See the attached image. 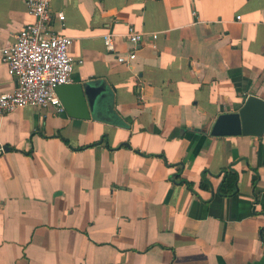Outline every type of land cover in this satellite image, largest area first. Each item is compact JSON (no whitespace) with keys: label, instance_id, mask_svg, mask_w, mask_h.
Here are the masks:
<instances>
[{"label":"crops","instance_id":"crops-1","mask_svg":"<svg viewBox=\"0 0 264 264\" xmlns=\"http://www.w3.org/2000/svg\"><path fill=\"white\" fill-rule=\"evenodd\" d=\"M50 3L88 118L0 116V264H264V132L209 135L264 101V0ZM33 21L25 0H0V94L16 87L2 49ZM129 29L145 34L135 47ZM228 166L237 193L221 197Z\"/></svg>","mask_w":264,"mask_h":264},{"label":"built area","instance_id":"built-area-1","mask_svg":"<svg viewBox=\"0 0 264 264\" xmlns=\"http://www.w3.org/2000/svg\"><path fill=\"white\" fill-rule=\"evenodd\" d=\"M51 1L25 0L34 21L24 26L15 41L2 49V61L8 74L15 79L16 87L11 92L0 94V116L26 106L54 107L58 112L64 111L55 89L71 83L76 62L68 54L70 38L49 32L53 17L60 22L64 20L61 12L51 13ZM150 35L153 39L157 36ZM102 36L106 50L113 52L112 34ZM124 37L135 47L145 34L129 29ZM134 57L132 52L127 58L117 57V61L128 64Z\"/></svg>","mask_w":264,"mask_h":264},{"label":"water","instance_id":"water-1","mask_svg":"<svg viewBox=\"0 0 264 264\" xmlns=\"http://www.w3.org/2000/svg\"><path fill=\"white\" fill-rule=\"evenodd\" d=\"M56 95L65 112L72 117L88 118L89 91L80 83L57 86ZM264 132V101L249 96L236 113L219 115L210 131L211 136H261Z\"/></svg>","mask_w":264,"mask_h":264},{"label":"trees","instance_id":"trees-1","mask_svg":"<svg viewBox=\"0 0 264 264\" xmlns=\"http://www.w3.org/2000/svg\"><path fill=\"white\" fill-rule=\"evenodd\" d=\"M222 175V179L217 187V194L221 197L234 196L237 193V172L231 166L222 168L219 172ZM185 183L187 187L191 188L192 185L189 182L180 181ZM200 187L202 189H208L210 187L209 181L207 179V172L204 173L203 179L201 180Z\"/></svg>","mask_w":264,"mask_h":264}]
</instances>
